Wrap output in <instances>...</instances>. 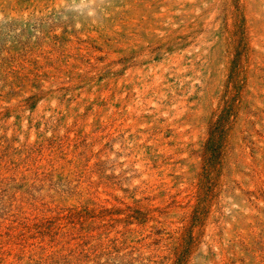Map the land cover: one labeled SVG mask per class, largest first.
<instances>
[{
	"label": "rangeland",
	"instance_id": "rangeland-1",
	"mask_svg": "<svg viewBox=\"0 0 264 264\" xmlns=\"http://www.w3.org/2000/svg\"><path fill=\"white\" fill-rule=\"evenodd\" d=\"M0 264H264V0H0Z\"/></svg>",
	"mask_w": 264,
	"mask_h": 264
}]
</instances>
